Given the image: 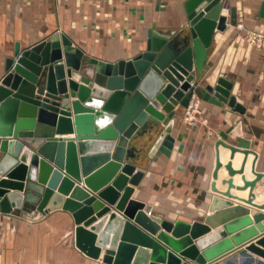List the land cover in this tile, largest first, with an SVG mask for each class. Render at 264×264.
<instances>
[{"label": "water", "instance_id": "obj_1", "mask_svg": "<svg viewBox=\"0 0 264 264\" xmlns=\"http://www.w3.org/2000/svg\"><path fill=\"white\" fill-rule=\"evenodd\" d=\"M222 6L221 0H185L184 29L175 34L150 28L138 53L112 62L85 55L79 47L63 49L71 40L59 32L25 47L16 41L0 79V211L37 210L32 215L37 219L53 208L67 209L75 223V245L108 264H264V213L214 196L212 213L204 220L172 221L147 213L143 201L130 197L133 186L126 185L138 184L142 176L128 161L135 146L127 145L134 137L156 132L155 126L163 124L151 150L167 153L172 147L168 132L174 106L189 103L185 92L191 81L196 84L193 63L200 73L214 28H225ZM231 88L232 82L219 76L201 93L205 100L244 112ZM54 131L75 134L55 137ZM220 134L217 143L228 147L231 157L241 151L244 158L239 168L230 161L224 164L229 174L222 179L224 191L215 181L212 189L237 198L230 187L248 188V197L241 200L264 208V202L253 201L264 173L253 170L252 179L243 175L249 141L241 135L234 143L224 141L234 136L232 128ZM221 165L217 155L214 179ZM81 172L85 185L115 203L114 209L75 184ZM237 172L242 185L233 183ZM93 209L100 217L95 223ZM232 240L237 245L229 247ZM252 253L260 258L255 261Z\"/></svg>", "mask_w": 264, "mask_h": 264}, {"label": "crops", "instance_id": "obj_2", "mask_svg": "<svg viewBox=\"0 0 264 264\" xmlns=\"http://www.w3.org/2000/svg\"><path fill=\"white\" fill-rule=\"evenodd\" d=\"M184 1L0 0V79L5 73L6 58L12 53L16 41L25 47L48 39L54 32L71 40L70 46L62 45L63 49L79 47L85 55L110 62L128 59L144 47L148 29L154 27L158 31H174L176 34L187 26ZM221 1L220 13L226 15L225 28H214L200 73L196 72L193 63L191 72L196 84L185 92L187 95L195 93L199 109L197 116L201 117L188 122L184 120L187 107L174 106L173 124L168 132L173 141L167 153L159 148L151 150L163 124L155 126L156 132L136 136L127 145L135 146L134 155L128 161L142 171L138 184L126 182L134 188L130 197L143 201L147 213L158 214L163 219L202 221L212 213L210 205L214 196L264 213V209L249 206L240 199L248 197V188H230L237 198L212 189L215 181L218 190L224 191L227 183L222 179L229 177L224 164L230 161L234 168H239L244 157L243 153L236 152L230 158L228 147L217 143L222 139L220 133L229 128L234 136H228L224 141L234 143L236 135L249 141L251 151L244 167L245 178L254 177L253 167L264 173V48L251 45L245 39L249 30L264 33V16L260 15L264 0ZM219 76L232 82L230 94H234L236 101L244 106V112L234 110L226 102L216 104L203 99L201 89L206 84H214ZM74 134L53 133L55 137H73ZM217 155L222 166L214 179L212 174ZM84 178L81 172L80 178L74 179L75 184L87 189L101 205L114 209L115 203L106 202L89 189ZM232 179L235 185L243 183L239 173ZM253 191V201L264 202V176L256 182ZM70 194L71 190L62 196L65 199ZM92 211L95 220L91 223H95L100 217L95 216L96 209ZM30 213L15 209L9 213L0 211V264H108L101 258L86 255L75 245V223L69 210L56 207L41 213L37 219L32 216L38 213L37 210ZM261 222L264 225V219ZM236 243L232 240L229 247ZM252 255L255 261L260 258L255 253Z\"/></svg>", "mask_w": 264, "mask_h": 264}, {"label": "built area", "instance_id": "obj_3", "mask_svg": "<svg viewBox=\"0 0 264 264\" xmlns=\"http://www.w3.org/2000/svg\"><path fill=\"white\" fill-rule=\"evenodd\" d=\"M241 25V23H239ZM247 41L256 47L264 48V33L256 30H249L246 34ZM191 87L194 85L193 81L190 82ZM189 103L186 106V112L184 115V120L188 122H193L197 118V114L199 113L198 109V98L195 93L192 92L189 95Z\"/></svg>", "mask_w": 264, "mask_h": 264}, {"label": "bare ground", "instance_id": "obj_4", "mask_svg": "<svg viewBox=\"0 0 264 264\" xmlns=\"http://www.w3.org/2000/svg\"><path fill=\"white\" fill-rule=\"evenodd\" d=\"M228 149H229V148H228ZM229 150H230V149H229ZM236 152H241V151H236ZM236 152H235V153H236ZM235 153H234V154H235ZM241 153H243V152H241ZM243 155H244V153H243ZM229 156H230V155H229ZM247 156H248V154H247ZM247 156H246V159H247ZM233 157H234V155H233ZM233 157L230 156V158H233ZM243 158H244V157H243ZM246 159H245V163H246ZM242 160H243V159H242ZM241 163H242V162H241ZM253 164H254V163H253ZM221 166H222V165H221ZM221 166H220V167H221ZM224 167H225V166H224ZM244 167H245V165H244ZM225 169H226V168H225ZM218 170H219V169H218ZM226 170H227V169H226ZM253 170H254V167L252 168V173H253L254 176H255V173H254ZM227 173H228V172H227ZM237 173H239V172H237ZM237 173H235V174H237ZM235 174H233V175H235ZM239 174H241V173H239ZM228 175H229V174H228ZM233 175H232V176H233ZM232 176H231V177H232ZM262 177H263V176H262ZM241 179H242V177H241ZM223 183H226V182H223ZM234 187H235V186H234ZM234 187H230V188H234ZM237 189H238V188H237ZM244 189H247V188H244ZM241 190H243V189H241ZM217 192H219V191H217ZM232 198H234V197H232ZM253 198H254V197H253ZM240 199H241V198H240ZM242 201H243V200H242ZM243 202H245V201H243ZM245 203H246V202H245ZM249 206H255V205H250V204H249ZM255 207H257V206H255ZM258 208H260V207H258ZM262 209H264V208H262ZM250 211H251V210H250Z\"/></svg>", "mask_w": 264, "mask_h": 264}, {"label": "rangeland", "instance_id": "obj_5", "mask_svg": "<svg viewBox=\"0 0 264 264\" xmlns=\"http://www.w3.org/2000/svg\"><path fill=\"white\" fill-rule=\"evenodd\" d=\"M246 34H247V32H246ZM246 34H245V39H246ZM246 40H247V39H246ZM247 42H248V41H247ZM197 117H201V116L198 115Z\"/></svg>", "mask_w": 264, "mask_h": 264}]
</instances>
